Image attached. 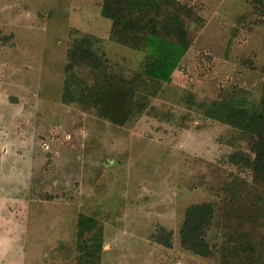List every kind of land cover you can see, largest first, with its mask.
<instances>
[{
    "label": "rangeland",
    "instance_id": "374dc122",
    "mask_svg": "<svg viewBox=\"0 0 264 264\" xmlns=\"http://www.w3.org/2000/svg\"><path fill=\"white\" fill-rule=\"evenodd\" d=\"M101 1L0 0V264H74L78 213L102 226L100 264H217L182 251L177 230L184 208L215 199L231 131L183 99L207 103L225 85L258 99L264 15L251 0H180L198 15L193 42L151 115L116 127L87 110L77 150L67 142L79 108L59 102L70 41L95 38L107 69L124 77L142 58L108 40ZM78 76L89 79L85 68ZM159 226L172 231L171 249L153 242Z\"/></svg>",
    "mask_w": 264,
    "mask_h": 264
},
{
    "label": "trees",
    "instance_id": "16d2710c",
    "mask_svg": "<svg viewBox=\"0 0 264 264\" xmlns=\"http://www.w3.org/2000/svg\"><path fill=\"white\" fill-rule=\"evenodd\" d=\"M251 1L261 18L264 5L260 0ZM99 15L110 22L108 40L141 52L142 58L124 77L120 71L107 69L105 59L94 48L95 38L87 35L70 41L59 102L79 108L67 142L75 144L77 150L75 133L82 127L78 121L87 110L116 127L151 115L152 100L170 87L173 72L193 42L188 22L198 20L194 6L180 0H102ZM84 68L87 81L78 76ZM259 89L258 99L238 85L215 88V97L207 103L197 104L190 93L183 99L187 110L195 108L204 120L231 131L223 141L229 151L216 160L221 176L214 187L215 199L184 208L177 230L182 251L214 259L217 264H264V78ZM155 117L163 122L171 114L165 111ZM43 199L51 201L54 197ZM102 235L96 219L77 214L74 264H100ZM152 240L171 249L172 231L159 226Z\"/></svg>",
    "mask_w": 264,
    "mask_h": 264
}]
</instances>
